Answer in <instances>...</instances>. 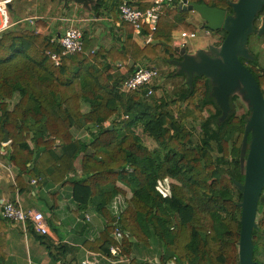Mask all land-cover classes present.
Listing matches in <instances>:
<instances>
[{"label": "trees", "instance_id": "obj_1", "mask_svg": "<svg viewBox=\"0 0 264 264\" xmlns=\"http://www.w3.org/2000/svg\"><path fill=\"white\" fill-rule=\"evenodd\" d=\"M123 1L78 0L95 16L118 19L119 26L113 27L119 46L99 45L92 51L93 39L85 31L82 51L60 65L47 54L60 53V48L37 33L40 21L0 33V149L16 173V188L29 193L69 186L77 214L90 207L105 220L92 243L104 255L116 247L118 255L129 257L135 247L150 248L152 241L160 248L162 264L170 259L176 264H239L242 186L251 140L244 133L251 105L244 108L230 93L225 113L214 95L215 83L197 74L189 82L180 67L183 81L171 100L160 97L155 85L151 94L147 87L124 93L121 86L135 65L177 67L182 56L175 50V34L194 33L196 27L189 11L174 3L164 8L154 32L144 29L151 39L139 42L132 26L120 20ZM126 1L145 8L141 0ZM237 2L188 0L227 15H234ZM256 13L253 21L264 14V2ZM226 34L223 28L214 31L211 45L219 47ZM239 58L264 92L259 54ZM172 104H179L178 111ZM137 123L155 148L139 139L133 130ZM4 131L10 138L5 146ZM32 180L36 183L27 185ZM4 230L0 214V257ZM37 236L56 257L62 245ZM252 242L253 264H264V200L258 203Z\"/></svg>", "mask_w": 264, "mask_h": 264}, {"label": "crops", "instance_id": "obj_2", "mask_svg": "<svg viewBox=\"0 0 264 264\" xmlns=\"http://www.w3.org/2000/svg\"><path fill=\"white\" fill-rule=\"evenodd\" d=\"M14 1L7 6L11 24L9 28H32L37 21H40L37 33L49 36L51 39L61 35L70 26L69 19L75 20L73 23L75 26L79 24L78 20L83 19L84 22L92 19L95 25L86 29L93 39L91 49H98L99 45L107 48L119 46L117 40L119 35L113 25L119 26L120 22L118 19L115 20L112 14L104 13L101 16H95L87 5L79 3L78 0H60L61 9H63L62 16L58 14L59 9L50 11L46 8V2L39 3L40 0H36L38 3L33 0H19L20 3L13 6ZM201 28L204 31L202 39L193 42L190 51L208 49L212 46L213 33L202 23ZM137 40L143 42L145 36L137 37ZM16 99L14 98L12 102L15 103ZM27 185L34 184L27 181ZM12 186L4 173L0 172V214L1 201L14 200L18 195L23 207L34 208L45 215L49 227L47 236L55 245L62 246L55 252L56 257L51 256L38 239L37 235L41 234L29 231L25 233L20 226L12 225L5 220L6 242L3 248L4 255L0 257L1 264H85L83 262L86 260L89 264H153L159 259L160 248L152 241L150 248L135 247L129 257L122 256L121 259L112 254L108 256L97 251L92 243L104 229L105 220L90 207L77 214V207L72 200V190L69 186L36 188L29 193H21L15 186L12 190ZM41 205L47 211H44ZM50 207L52 210H49ZM49 220L53 226L49 224Z\"/></svg>", "mask_w": 264, "mask_h": 264}, {"label": "water", "instance_id": "obj_3", "mask_svg": "<svg viewBox=\"0 0 264 264\" xmlns=\"http://www.w3.org/2000/svg\"><path fill=\"white\" fill-rule=\"evenodd\" d=\"M263 2L264 0H238L232 5L234 15H227L224 10L204 4L188 3V0H181L178 5L179 9L199 13L205 20V28L213 32L222 28L227 31L219 47H210L214 56L204 49L188 53L185 47L179 49L175 46V50L182 56V60L176 61L180 71L187 73L189 82L194 74L211 78L216 85L214 95L225 113L229 108V94L237 86L243 88L251 105V117L244 133L245 139L251 134V140L242 186L239 264H253L252 231L256 223L258 203L264 200L261 196L264 187V92L253 73L239 59V55L249 57L247 49L240 42L246 31L250 30L254 16ZM259 33L264 34V19ZM144 36L145 42L151 39V35ZM2 143H10L7 131H4Z\"/></svg>", "mask_w": 264, "mask_h": 264}, {"label": "built area", "instance_id": "obj_4", "mask_svg": "<svg viewBox=\"0 0 264 264\" xmlns=\"http://www.w3.org/2000/svg\"><path fill=\"white\" fill-rule=\"evenodd\" d=\"M11 1L13 0H0V33L11 26L7 9V6ZM141 2L145 5L144 9L132 6L124 0L119 6V14L121 21H125L132 26L134 36L143 38L146 34L144 32L145 28H147L149 32H154L156 30L164 8L171 6L174 3H180L181 0H141ZM69 21L71 22L70 26L67 27L61 35L50 39L52 43H55L60 48V53L47 52L55 65H60L63 58H69L72 55L81 52L83 49V31L79 26L73 25L75 21L74 19H69ZM82 21L83 19L78 20L79 24ZM195 37V32L189 33L183 31L180 33V39L174 40V45L179 49L184 48L186 47L188 40ZM117 66L121 70L125 69L121 63H117ZM158 76L159 73L156 67L136 66L135 70L128 75L126 81L122 84L121 90L124 93H128L130 91L139 90L141 87H147L148 94H151L152 90L150 87L154 79ZM4 155L5 153L2 148L0 149V172L4 173L8 181L16 187V173L12 165L4 158ZM31 183L35 184L36 180H32ZM1 215L10 224L20 226L25 233L29 231L41 235L49 234V227L45 215L34 208L23 207L18 195L14 200L6 199L1 201ZM115 237L117 240H120L121 231L116 230ZM117 251L116 247H111L110 249L112 254L121 259L122 256L118 255ZM83 263L89 264L87 260ZM154 264L162 263L158 259L154 261ZM164 264L176 263L174 259H170Z\"/></svg>", "mask_w": 264, "mask_h": 264}, {"label": "rangeland", "instance_id": "obj_5", "mask_svg": "<svg viewBox=\"0 0 264 264\" xmlns=\"http://www.w3.org/2000/svg\"><path fill=\"white\" fill-rule=\"evenodd\" d=\"M37 1H39V0H37ZM51 1L52 0H40L39 3H45L46 2L45 3L46 8H49L50 11H54L55 9H59L58 14H59V16H62L63 9H61L62 6L60 4V0H54V2H51ZM33 2H36V0H33ZM19 3H20L19 0H15L12 5L16 6ZM36 3H38V2H36ZM188 16H189V21L191 23H193L196 27V31H195L196 37L193 39H189L188 43L185 47L186 51L189 53V51L193 47V42H195L197 40L200 41L202 39L204 31H203V28H201V23L204 26L205 20L200 16L199 13L194 12V11H189ZM263 16H264V14H263ZM201 20H202V22H200ZM258 22L260 23V20ZM94 23L95 22H93V20L91 19V20H86L84 22L82 21L80 24H77V26H79L84 33V31H86V29L90 28L91 25L94 26L95 25ZM211 32L214 33L213 31H211ZM179 39H180V35H179V33H176L175 34V40H179ZM240 43L244 45V47L247 49L249 55H251V53L259 54V63L260 64L258 65V68H260L261 71H264V34L252 32L248 29L244 35V38H242ZM204 50H206V49H204ZM156 68L158 70L159 76L156 79H154L152 85H155L157 87L156 91L160 97H164L167 100H171V97H173V92L179 87V85L183 81V77L178 75L179 74L177 72L178 66L176 67L173 64L166 63V64H159L156 66ZM121 71L126 72V69H124V70L122 69ZM173 73H176V75L174 77L173 76L171 77V74H173ZM233 93H236L238 95V97L240 99V104H242L244 108H247V106H249V103H250L249 99L245 96L244 90L241 86H237ZM12 104H14V102H12ZM179 107H180L179 104H177V106L172 104V108H173L174 112L178 111ZM181 107H183V105ZM187 125L190 126V124H187ZM141 129H144V128L140 123H137L133 128V130L137 133V135L139 136L142 143H144V145H146L149 148H155V146H156L155 142L152 141V139L150 137H148L147 134H145ZM194 140H196V138H194ZM40 207L44 211H47L45 207H42V205Z\"/></svg>", "mask_w": 264, "mask_h": 264}, {"label": "flooded vegetation", "instance_id": "obj_6", "mask_svg": "<svg viewBox=\"0 0 264 264\" xmlns=\"http://www.w3.org/2000/svg\"><path fill=\"white\" fill-rule=\"evenodd\" d=\"M259 10V9H258ZM257 14V13H256ZM255 14V15H256ZM255 17V16H254ZM263 19H264V16L262 15V14H259V16L257 17V19L255 20V21H252V25H251V28H250V31H252V32H257V33H259V29H260V27H261V25H262V23H263ZM254 20V19H253ZM260 20V23L258 22ZM254 22H255V24H254ZM258 22V23H257ZM255 25H257V27H254ZM211 47V46H210ZM210 47L208 48V49H206V50H204L206 53H208V54H210V55H212V56H214L213 54H212V52H211V49H210ZM240 56V55H239ZM249 57H250V55H249ZM240 59V58H239ZM242 62V61H241ZM248 68V67H247Z\"/></svg>", "mask_w": 264, "mask_h": 264}]
</instances>
